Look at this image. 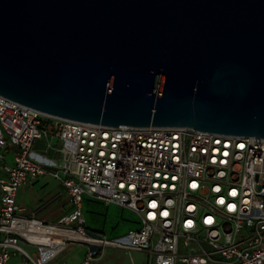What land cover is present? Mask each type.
I'll return each mask as SVG.
<instances>
[{"label": "water", "instance_id": "obj_1", "mask_svg": "<svg viewBox=\"0 0 264 264\" xmlns=\"http://www.w3.org/2000/svg\"><path fill=\"white\" fill-rule=\"evenodd\" d=\"M0 96L47 116L264 138V0H0Z\"/></svg>", "mask_w": 264, "mask_h": 264}, {"label": "built area", "instance_id": "obj_2", "mask_svg": "<svg viewBox=\"0 0 264 264\" xmlns=\"http://www.w3.org/2000/svg\"><path fill=\"white\" fill-rule=\"evenodd\" d=\"M37 140L59 154L50 172L32 156ZM259 140L189 127L87 124L0 96V264L17 254L45 264L70 243L87 246L79 264H94L107 247L148 251L149 264H264ZM48 173L73 206L54 223L24 216L16 202L20 188ZM85 196L136 213L140 226L121 240L91 233Z\"/></svg>", "mask_w": 264, "mask_h": 264}, {"label": "crops", "instance_id": "obj_3", "mask_svg": "<svg viewBox=\"0 0 264 264\" xmlns=\"http://www.w3.org/2000/svg\"><path fill=\"white\" fill-rule=\"evenodd\" d=\"M42 141L46 143L45 140H37L35 142L32 148V156L35 160L43 164L47 168L48 172H50L54 168V163L59 160V154L55 149H48L47 146L44 147V143H42ZM38 142H41L39 144L41 146V149H39L37 152H34L33 149ZM51 142L54 148H60V142L57 139L52 138ZM9 160L11 161V157H9ZM85 200H88L89 202L93 201L97 204H104L90 196H85L84 201ZM16 202L18 207H20V209L22 210V214L24 216H30L32 214H35L36 217L48 223L57 222L61 217L73 211V206L70 202V196L66 191L65 187L59 181L55 180L50 173L38 178L33 185L24 186L20 188L18 191ZM104 205L110 206L106 204ZM122 209L126 210L125 208ZM85 224L87 229L91 233L104 236L103 233H101L100 229L96 227H91V225H87L86 216ZM139 226L140 222L138 227ZM25 248L28 249L32 254H35L36 252L33 247L25 246ZM108 249L120 250V248L107 247L104 250L103 254L94 262V264H97V261L102 256H104ZM86 251V245L82 243H70L66 247L59 249L56 254L45 264H79L84 259ZM125 251L129 252L127 250ZM9 264L29 263L22 255L17 254L12 257Z\"/></svg>", "mask_w": 264, "mask_h": 264}, {"label": "rangeland", "instance_id": "obj_4", "mask_svg": "<svg viewBox=\"0 0 264 264\" xmlns=\"http://www.w3.org/2000/svg\"><path fill=\"white\" fill-rule=\"evenodd\" d=\"M38 142L33 151L37 152L41 149ZM44 147H46V143ZM84 212L86 216L87 225L100 229L101 233L110 240L123 239L130 229H135L139 225V217L136 213L122 207L111 204L105 206L104 204H97L93 201H84ZM158 236V234H156ZM103 257V259H102ZM97 264H149L151 260L150 252H138L125 250H113L108 251L102 256Z\"/></svg>", "mask_w": 264, "mask_h": 264}, {"label": "snow or ice", "instance_id": "obj_5", "mask_svg": "<svg viewBox=\"0 0 264 264\" xmlns=\"http://www.w3.org/2000/svg\"><path fill=\"white\" fill-rule=\"evenodd\" d=\"M192 187H193V188H195V187H196V185H195V184H193V185H192ZM233 194H235V193H233ZM153 207H155V205H153ZM163 215L167 216V213L165 212V213H163Z\"/></svg>", "mask_w": 264, "mask_h": 264}, {"label": "clouds", "instance_id": "obj_6", "mask_svg": "<svg viewBox=\"0 0 264 264\" xmlns=\"http://www.w3.org/2000/svg\"><path fill=\"white\" fill-rule=\"evenodd\" d=\"M234 195V194H233ZM220 203H222L223 201L221 200V201H219ZM229 210H231V208L229 209Z\"/></svg>", "mask_w": 264, "mask_h": 264}]
</instances>
